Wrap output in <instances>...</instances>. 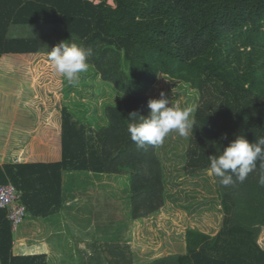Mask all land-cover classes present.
Masks as SVG:
<instances>
[{
  "label": "trees",
  "instance_id": "1",
  "mask_svg": "<svg viewBox=\"0 0 264 264\" xmlns=\"http://www.w3.org/2000/svg\"><path fill=\"white\" fill-rule=\"evenodd\" d=\"M68 40L92 50L88 64L123 99L105 109L109 124L96 130L75 120L56 92L45 90L37 126L28 121L32 133L5 171L0 168V186L21 191V203L35 218L61 209L62 172L129 176L134 221L162 209L165 183L157 145L137 147L127 130L129 113L148 114V93L159 77L200 95L187 176L208 171L209 156L235 135L250 143L264 136V0H0V61L39 60L36 67L45 66L44 76L54 79L50 85L58 92L61 76L47 51ZM260 164L243 183L225 187L217 177L224 217L216 236L189 230L186 254L153 264H264ZM13 249L12 225L0 208V264H47L44 254L15 255Z\"/></svg>",
  "mask_w": 264,
  "mask_h": 264
},
{
  "label": "rangeland",
  "instance_id": "2",
  "mask_svg": "<svg viewBox=\"0 0 264 264\" xmlns=\"http://www.w3.org/2000/svg\"><path fill=\"white\" fill-rule=\"evenodd\" d=\"M109 4L113 5V2L109 1ZM38 63L39 60L28 58L18 63L11 58L0 61V88L2 83L6 86L19 111L30 118L33 127L39 121V106L44 104L45 90L56 92V97L75 120H81L96 130L109 124L105 109L115 106L123 95L103 82L94 66L89 64L88 71L81 73L76 86H70L61 77L62 87L58 92V88L50 85L54 79H46L45 66L38 69ZM122 68L129 73L126 62H122ZM161 91L172 95L173 102L182 108L191 107V118L194 119L200 101L197 91L182 82L159 77L150 89L149 97L159 98ZM191 135L181 137L173 132L157 145L165 183V203L159 212L147 219L132 220L129 176L79 178L78 196L89 201L81 207L87 210L86 221L78 222L84 227L93 220L95 225L89 247L86 238L73 235L46 238L40 236L41 231H38L39 236L26 231L25 245L17 242V248H28L24 249L25 254H37L46 250L38 248L39 245L49 240L51 248L46 250L47 264H153L163 258L186 254V233L189 230L216 236L223 225L222 193L217 177L209 176L208 171L195 177L186 175ZM31 219L27 216L24 222ZM23 224L14 233L15 241L22 235ZM14 254L20 255L19 250Z\"/></svg>",
  "mask_w": 264,
  "mask_h": 264
},
{
  "label": "clouds",
  "instance_id": "3",
  "mask_svg": "<svg viewBox=\"0 0 264 264\" xmlns=\"http://www.w3.org/2000/svg\"><path fill=\"white\" fill-rule=\"evenodd\" d=\"M69 41L71 40L61 41L48 50L47 58L58 75L70 86H76L80 82L81 73L88 71V58L92 50ZM148 108L147 115H139L133 111L128 116L130 122L127 130L137 147L162 144L173 132L181 137L194 133L196 121L191 118L192 108H182L174 103L172 95L168 96L161 91L159 98L148 100ZM226 138L225 134L223 139ZM209 160L208 175L219 177L220 183L225 187L234 185L236 181L243 183L259 160L262 173L258 183L264 187V136L250 143L245 136L237 134L223 151L219 150L215 155L209 156Z\"/></svg>",
  "mask_w": 264,
  "mask_h": 264
},
{
  "label": "crops",
  "instance_id": "4",
  "mask_svg": "<svg viewBox=\"0 0 264 264\" xmlns=\"http://www.w3.org/2000/svg\"><path fill=\"white\" fill-rule=\"evenodd\" d=\"M6 86H3V83L0 88V97L6 98L5 100L0 99V168L4 170L6 164H10V158L13 157L15 150L18 146L24 143L27 140L32 130L29 127L28 121L30 118L27 116L18 118L16 115L19 112V106H16L15 101L9 94ZM38 154V153H37ZM21 162L20 157L16 159L15 163L19 164ZM94 176H107V175H97L94 173L87 172H62V207L54 215L48 218H35L30 213L28 217H31V221L24 222L22 226V235L18 239L14 240V249L19 250L20 255H46L47 251L51 248L49 240L46 241V244H40L38 248L45 251L39 253H26L24 249L28 248H17L16 243L18 242L21 245H25L27 241L28 234L26 231H29L31 235L39 236L38 231H41L43 237L49 238L50 236H68L73 235L79 238H86L87 245L89 247V238L93 232L94 221L86 226H82L78 220H85V217L88 216L86 208L81 209L82 206L87 205L88 198L84 196H78L77 189L79 188V178L88 179V177ZM84 187V184H81V188ZM88 187V184L85 186ZM72 195H76L74 198ZM86 221V220H85ZM56 226H58L56 228ZM82 226V227H81ZM29 227V230H26ZM83 228H86L83 230ZM19 230V229H18ZM18 232V231H17ZM28 232V233H29ZM15 233V232H14ZM81 240V239H80ZM42 241V240H40ZM87 247V248H88Z\"/></svg>",
  "mask_w": 264,
  "mask_h": 264
},
{
  "label": "built area",
  "instance_id": "5",
  "mask_svg": "<svg viewBox=\"0 0 264 264\" xmlns=\"http://www.w3.org/2000/svg\"><path fill=\"white\" fill-rule=\"evenodd\" d=\"M23 193L14 185L0 186V208L8 213L13 232H17L28 216L27 208L21 203Z\"/></svg>",
  "mask_w": 264,
  "mask_h": 264
}]
</instances>
